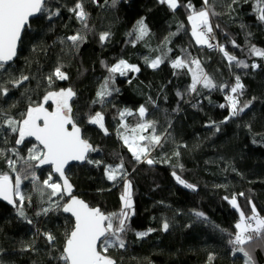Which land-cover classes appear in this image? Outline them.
I'll return each mask as SVG.
<instances>
[{
    "label": "trees",
    "instance_id": "obj_1",
    "mask_svg": "<svg viewBox=\"0 0 264 264\" xmlns=\"http://www.w3.org/2000/svg\"><path fill=\"white\" fill-rule=\"evenodd\" d=\"M76 2L47 0L49 11L59 10V14L49 19L48 13H43L31 21L17 59L0 69V84L9 88L7 96L0 95V108L19 118L30 104L42 102L48 91L73 89L76 95L70 103L74 118L95 149L83 163L67 170L75 193L106 214L119 212L124 181L108 180L107 166L122 159L127 179L132 182L134 214L129 210L125 247L112 248L108 253L117 264H208L210 254L215 256L212 264H244L242 254L233 255V246L228 243L236 232L234 224L240 211L246 216L252 214V204L264 216V58L249 55V45L264 49V21L259 19L257 0H209L217 13L210 16L214 33L228 53L247 63V68L229 62L222 50L196 43L187 19L190 10L183 6L188 0H179L181 6L176 10L160 0H117L115 5L112 0H82L88 13L87 29L71 11ZM191 3L196 9L203 6L202 0ZM141 19L149 32L137 39L135 28ZM104 32L110 35L101 41ZM76 33L85 39L73 45L67 37ZM145 57L149 62L161 57L162 63L152 68ZM177 57L198 59L214 83L229 88L210 89L197 84L192 91V73L187 67H173ZM121 59L138 66L139 71L111 74L114 83L110 87L118 91L103 103H94L110 76L108 68ZM253 63L258 67H251ZM57 66H62L68 79H54L49 85L46 77ZM22 76L28 79L19 86L10 83ZM236 76L244 85L241 104L251 101V105L225 120L231 111L226 96L231 95ZM222 104L225 107H220ZM141 105L147 109L143 119L155 121L156 133L166 137L162 146L150 152L148 158L155 161L151 165L144 159L135 161L118 135V130L124 131L120 112H132L123 118L132 128L141 122ZM47 106L52 108V103ZM96 112L103 114L107 134L89 123L88 117ZM142 134L150 135L151 129ZM17 138L18 133L0 130V149L7 152L16 148L20 157L27 158L29 149L40 148L29 138L16 145ZM177 151L179 156L174 155ZM14 156L7 152V157ZM31 163L36 181L30 172L29 178L23 179L27 168L23 159L16 165L22 188L28 192L22 206L25 216L19 215L18 197L14 205L0 201V264H64L59 257L74 226V220L62 211L68 195L49 199L51 190L45 189L41 196L36 189L51 168ZM174 171L195 185V190L179 184L172 175ZM0 172H7L13 181L17 174L10 170L5 156H0ZM234 194L239 210L229 202ZM45 208L49 209L47 214L43 213ZM196 211L203 212L206 219L197 218ZM165 220L170 225L167 231L162 229ZM150 228L154 231L147 236L136 235ZM46 233L55 240L49 242ZM245 247L252 250L256 264H264V240L255 239Z\"/></svg>",
    "mask_w": 264,
    "mask_h": 264
},
{
    "label": "snow or ice",
    "instance_id": "obj_2",
    "mask_svg": "<svg viewBox=\"0 0 264 264\" xmlns=\"http://www.w3.org/2000/svg\"><path fill=\"white\" fill-rule=\"evenodd\" d=\"M161 3H167L172 10H176L179 6V0H160ZM237 0H233L236 3ZM117 0H112V4L115 5ZM202 7L196 9L195 5L188 0L184 7L190 10V14L187 19L191 23V34L195 38V41L199 45H208L213 47L210 43V38L214 39L213 26L210 22L211 15H217L212 11L209 6V0H202ZM256 10L259 13V19L264 21V0H257ZM76 15V18L81 21L82 25L87 29L88 13L85 11L82 0H77L73 9H71ZM48 13L49 19L53 15H58L59 10L56 12H50L47 8V0H0V69L5 68V64L11 61L17 52L18 42L21 40L22 31L30 26V18L39 14ZM180 27H183L181 25ZM218 27V26H217ZM149 29L143 19L137 21L135 33L137 39H142L148 35ZM110 33L104 32L100 35V40L104 41L109 37ZM131 35V34H130ZM175 35V33L173 34ZM85 37L76 33L69 37L67 40L71 41L73 45H77L83 41ZM235 44V41H232ZM223 51V46L217 45ZM224 55L229 62L235 61L238 66L249 67L243 60H238L235 56L230 55L227 51H224ZM249 55L264 58V49L258 48L255 45H249ZM145 62L150 64V67L157 68L162 63L161 57H156L149 62L145 57ZM195 65V68L191 67ZM174 68L187 67L192 73L191 90L196 91L197 84H203L205 88H217L221 90L229 88L227 84L217 85L214 83L212 77L203 71L201 62L198 59H188L177 57L173 61ZM251 67H258L253 63ZM128 71H139L138 66L129 64L126 60L121 59L114 65L108 68L110 76L105 78L104 83L101 85L100 90L97 92V101L103 103L105 98L112 95L113 91L118 89L110 87L114 83L113 76L111 74L126 75ZM27 76H22L19 79L10 81L13 86H19L23 81L27 80ZM48 84L51 85L54 79L66 80L67 74L62 71V66H57L54 72L46 77ZM244 85L242 84L240 77H235V84L230 87L231 95L226 96L231 109L230 115L225 120L238 116L249 108L251 101L241 104L239 97L243 94ZM9 94V88L3 84H0V95L7 96ZM76 95L72 88L60 89L59 91H48L42 98V102L30 104L25 113L20 114L19 118L10 115L7 111L0 108V130L8 129L12 133H18V138L15 140L16 145H20L24 142L26 137H35L42 148L33 146L29 149L27 158L20 157L17 149H8L7 152L17 154V159L7 157V152L4 149H0V156L6 157V163L8 164L12 172H16L15 180L7 172H0V197L8 201L10 204H15L16 200L13 197H18L21 207L19 208V215L25 216L23 211V203L26 197L21 193L20 186L22 177L17 172V161L24 160L27 168L24 170L23 179L29 178V172L31 178L36 181L35 172L32 171L33 164L31 162H38L35 166H41L45 164L54 165V173H58L59 177L63 179V187L60 183L53 182L54 173H49L47 179L42 182V185L36 189L41 196L44 195L45 189H50L49 199L59 196V199H63L65 193L68 194L69 199L63 205V211L70 213L74 217V226L70 233L67 235L65 245L62 253L59 257L64 264H117L116 259L110 256L109 250L112 248L123 249L125 247L124 234L128 231L130 220V211L133 210L132 201V182L127 179V173L124 168L123 160L121 159L119 164L108 165L106 168L107 178L110 181L122 180L124 181V192L120 199L122 201V208L119 212L105 213L101 211L99 207H91L84 200L77 198L72 193V184L69 182L68 177L65 175V166L69 161H85L87 153L95 151L93 146L87 139H84L81 135V128L78 126L76 119L74 118L73 109L70 101ZM51 101L54 104V109L49 111L45 104ZM14 107V105H13ZM225 107V105H220ZM147 109L141 105L138 109L141 122L137 123L135 127L129 128L126 123L123 122L125 115H132V112L128 109L120 112L122 120L121 128L123 132L118 130V135L127 145L128 150L132 153L135 161L140 162L142 159L146 160L148 164L155 163L154 160L148 158L150 152L156 148L162 146V141L166 139L162 135L156 133V122L146 121L145 117ZM88 121L91 124L98 125L101 129H104L107 134V129L104 124V116L101 112H96L94 115L88 117ZM69 125L71 129L69 130ZM151 129L150 135H143L138 133H144ZM218 130V129H217ZM131 132L132 135L125 133ZM174 155L179 156V152H175ZM88 163H94L89 160ZM95 163L99 164V161ZM182 167V166H181ZM176 181L185 186L186 188L195 190L196 186L187 183L181 178L175 171L172 173ZM240 196H244V193H239ZM30 201V197H28ZM228 200L229 197H224ZM234 208L239 210L236 195L234 194L230 201ZM251 204V201L249 200ZM57 202V207H59ZM49 209H43V213L47 214ZM252 214L246 216L243 211L239 212V219L234 224L236 232L234 236L228 241L232 245L233 255L237 253L242 254L244 264H256L255 257L252 250L245 247V245L251 244L255 239L264 240V216H260L256 210L254 204L251 208ZM134 214V210L132 211ZM197 218H205V214L200 211L194 212ZM31 223V221H29ZM169 223L165 220L162 224V229L167 231L169 229ZM154 229H148L146 232H137L138 237L147 236ZM49 242H53L55 237L51 233H46ZM231 235V234H230ZM215 256L210 254L208 256V264H212Z\"/></svg>",
    "mask_w": 264,
    "mask_h": 264
},
{
    "label": "water",
    "instance_id": "obj_3",
    "mask_svg": "<svg viewBox=\"0 0 264 264\" xmlns=\"http://www.w3.org/2000/svg\"><path fill=\"white\" fill-rule=\"evenodd\" d=\"M39 15H40V14H39ZM39 15L30 18L29 25L31 24V21L34 20V19H36V18H38ZM28 27H29V26H28ZM28 27H26V28L22 31L21 40L18 42V46H17L16 56H15L11 61L7 62L5 65L12 64V63L17 59V57H18V53H19L20 44H21V41H22V38H23L24 32H25V30H26ZM45 107H46V106H45ZM47 108H48V107H47ZM48 110H49V111H52V110H50L49 108H48ZM79 127H80V126H79ZM70 129H71V126L69 125V130H70ZM81 135H82V137H83L82 130H81ZM26 138L32 139V140H33L34 142H36L40 147H42V146L39 144V141H37V140L35 139V137H26ZM83 138H84V137H83ZM84 139H85V138H84ZM87 155H88V153H87ZM83 162H84V161H69V163L65 166V175L68 177L67 170H68V168H69L71 165H73V164H77V163L81 164V163H83ZM43 166L46 167V168H48V167L51 168L52 173H54V165L45 164V165H43ZM54 176H56V177L59 179V181L61 182V185H62V187H63V179L59 177V174H58V173H54ZM68 179H69V177H68ZM13 182H14V181H13ZM69 182L71 183L70 179H69ZM66 194H67V193H66ZM67 195H68V194H67ZM71 195H74V196H76L77 198L84 200L80 195H78L77 193H75V191H74L73 188H72V193H71ZM13 199L16 200V197H13ZM68 199H69V196H68ZM0 201L3 202V203H5V204H8V205H14V204H10L8 201L4 200L2 197H0ZM67 201H68V200H67ZM84 201H85L86 203H88L86 200H84ZM88 204H89V203H88ZM89 205H90V204H89ZM90 206H91V205H90ZM91 207H92V206H91ZM96 207H99V206H96ZM99 208H100V207H99ZM100 209H101V208H100ZM62 211H63V208H62ZM101 211H103V210L101 209ZM103 212H104V211H103ZM63 213H64L65 215H67V216H70V217L74 220V217H73L70 213H65L64 211H63ZM74 222H75V221H74Z\"/></svg>",
    "mask_w": 264,
    "mask_h": 264
},
{
    "label": "rangeland",
    "instance_id": "obj_4",
    "mask_svg": "<svg viewBox=\"0 0 264 264\" xmlns=\"http://www.w3.org/2000/svg\"><path fill=\"white\" fill-rule=\"evenodd\" d=\"M213 33H214V31H213ZM214 35H215V37L217 38V40H218V42H219V45L220 46H223V49L225 50V51H227L226 50V47H225V45L224 44H222L221 42H220V40H219V38L217 37V35H216V33H214ZM219 50H221V48L219 49ZM228 52V51H227ZM49 103H52L51 101H49L47 104H49ZM47 104H45L46 106H47ZM48 107V106H47ZM52 107H55L54 106V104L52 103ZM139 134H142V133H138V135ZM40 148H42V147H40ZM17 152H18V150H17ZM15 156V158L14 159H17V154L16 153H13ZM18 154H19V156H21L20 155V152H18ZM115 166V165H114ZM49 168V167H48ZM50 173H52L51 171H50ZM47 178H48V176H47ZM57 178V177H56ZM53 182H57V183H60L61 184V182L59 181V179L57 178L55 181L53 180ZM22 184H21V186H20V191H21V193L27 198V194H28V192H27V190L25 189V188H22ZM62 186V185H61ZM24 187V186H23ZM133 201V200H132Z\"/></svg>",
    "mask_w": 264,
    "mask_h": 264
},
{
    "label": "built area",
    "instance_id": "obj_5",
    "mask_svg": "<svg viewBox=\"0 0 264 264\" xmlns=\"http://www.w3.org/2000/svg\"><path fill=\"white\" fill-rule=\"evenodd\" d=\"M213 36H214V39H211L210 38V43L213 45V47H209V48H212V49H220V47H217V45H219V42H218V40H217V38L215 37V35H214V33L212 34ZM223 51H225L224 49H223Z\"/></svg>",
    "mask_w": 264,
    "mask_h": 264
},
{
    "label": "flooded vegetation",
    "instance_id": "obj_6",
    "mask_svg": "<svg viewBox=\"0 0 264 264\" xmlns=\"http://www.w3.org/2000/svg\"><path fill=\"white\" fill-rule=\"evenodd\" d=\"M46 106V105H45ZM47 107V106H46ZM49 108V107H48ZM50 110H53L54 109V107H52V108H49Z\"/></svg>",
    "mask_w": 264,
    "mask_h": 264
}]
</instances>
